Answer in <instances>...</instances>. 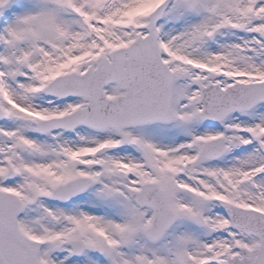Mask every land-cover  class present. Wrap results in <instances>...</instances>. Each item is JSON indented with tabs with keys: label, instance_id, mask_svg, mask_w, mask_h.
<instances>
[{
	"label": "snow or ice",
	"instance_id": "snow-or-ice-1",
	"mask_svg": "<svg viewBox=\"0 0 264 264\" xmlns=\"http://www.w3.org/2000/svg\"><path fill=\"white\" fill-rule=\"evenodd\" d=\"M0 264H264V0H0Z\"/></svg>",
	"mask_w": 264,
	"mask_h": 264
}]
</instances>
